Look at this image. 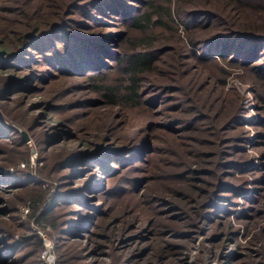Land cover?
<instances>
[{
  "label": "trees",
  "instance_id": "1",
  "mask_svg": "<svg viewBox=\"0 0 264 264\" xmlns=\"http://www.w3.org/2000/svg\"><path fill=\"white\" fill-rule=\"evenodd\" d=\"M131 2L0 0V59L15 67L45 66L39 70L43 81L49 82L55 104L66 107L62 120L81 143L65 146L61 134H46L42 141L44 152L62 146L53 153L54 180L60 181L56 173L71 165L79 169L67 175L83 181L79 187L55 185L50 209L38 219L51 226V234L70 242L60 249L58 264L82 259L76 235L91 243L99 263L109 256L111 264H185L193 229L202 231L205 221L227 213L224 205L242 192L229 180L237 159L228 145L235 129L243 127L244 98L226 88L229 73L221 68L241 70L237 78L264 113V0H145L139 14L126 11ZM31 50L40 59L25 58ZM208 63L217 65L221 75ZM111 71L117 73L113 85ZM62 75L83 87L73 91L100 93L109 108L119 110L122 126L109 112L60 101L72 93ZM148 87L168 91V99L156 101ZM139 108L148 113L133 116ZM45 201L44 194L33 200L32 214ZM215 222L232 227L219 215ZM141 229L151 233L141 254L125 256L117 250L125 232ZM6 230L0 225L1 253L7 254L1 264H42L34 258L42 248L39 236L15 239ZM19 246L27 253L19 254ZM263 246L244 264H264Z\"/></svg>",
  "mask_w": 264,
  "mask_h": 264
},
{
  "label": "rangeland",
  "instance_id": "2",
  "mask_svg": "<svg viewBox=\"0 0 264 264\" xmlns=\"http://www.w3.org/2000/svg\"><path fill=\"white\" fill-rule=\"evenodd\" d=\"M144 3L145 0H132L126 11L139 14L145 7ZM82 10L85 11L84 15L88 13L85 9ZM117 19L123 18L118 17ZM203 22L202 19L200 23ZM78 29L81 30L82 28L78 27ZM114 31L120 33L121 29L117 28ZM58 43L63 44V41ZM161 51L165 60L167 58L169 60L170 54L168 56L166 50ZM30 55L32 58L38 57L33 60H38L41 56L35 50H31L24 57L28 58ZM0 61V181L3 179L0 183L3 186H8L5 190H2L3 186H0V225L8 228L9 230L6 231H10L15 239H20L22 235H24L22 237L30 239L34 235L39 236L42 240V248L36 252L34 258H38L42 264H58L60 249L69 247L70 242L66 236L57 238L55 233L51 234V226L45 221L40 222L38 219L51 205L54 191H56L55 185L62 182L61 186L79 187L83 181L80 178L72 180L67 175L68 171L76 172L79 169V166L71 165L56 173L57 177L60 176V181L54 180L52 177L54 171L51 169L53 160H55L53 153L59 152L62 146L57 144L52 146L53 148L48 152H44L42 141L46 134L50 136L61 134L64 137L65 146L81 143H78V139L73 138L74 131L70 129L71 126L67 127L64 124L65 120H62L66 107L55 104V100L51 98L52 92L49 88V82L43 81L45 74L39 70L45 69V66L43 64L36 66L33 63V66L29 64L28 66L15 67L10 65L8 60L5 62L3 58ZM109 63L112 62L109 60ZM18 65H22V63H18ZM207 66L221 75L217 65L208 63ZM193 67L195 68L196 64ZM221 69L229 73L226 77V88L236 89L244 98L243 127L235 129L234 136L228 145V147L234 148L232 151L236 153L237 159L233 168H230L231 173H235L234 179L229 180L235 181L236 188L242 192L231 196L232 204L227 203V201H220L227 203L224 207L222 206L227 213L225 210H222L221 213L216 212L222 221L231 223L232 227L229 230L225 227L216 226L217 216H212V220L205 221L202 231H198V228L193 229L195 232L191 236L192 239L189 238L191 247L184 255L185 264H244L248 254L260 249L264 244V212H260L261 208L264 210V113L253 98V93L248 92L249 88H246L237 78V74L241 70L228 66H223ZM112 71L114 70L112 69ZM112 71L108 78L110 79L109 83L113 85L117 73ZM57 78L56 76L50 81L52 82ZM64 79H67L72 86V93L60 97V101H74L73 106L83 105L97 113L107 112L108 114L109 112L110 116L112 115L113 119L116 120L115 124L120 123L122 126L124 120L119 114V110L109 108L100 93L93 92L92 88L81 92L73 91L83 87H76L75 85L79 83L76 84L67 75L61 76V81ZM80 79L81 77H77V81ZM4 87H6L5 92L3 91ZM150 89L152 88L148 87V90ZM150 94L157 95L156 101L157 99H168V91L166 92V90L158 91L153 88ZM166 105H168V101ZM147 113L139 108L137 113H133V116L139 117V115ZM58 124H62V126ZM120 129L124 128L120 127ZM19 136L21 141H19ZM164 139L168 140V135L164 136ZM11 180L14 181L13 184H8ZM41 194H44L47 202L40 203L37 211L32 214V202ZM221 195L227 197L228 192H222ZM73 205L76 207V204ZM68 207L66 206L64 209H68ZM165 209L168 211V208ZM30 213L31 216L29 217ZM140 231L142 233L138 231L125 232L122 235L124 241H122L123 239L119 241L117 250L122 251L125 256L133 253L137 255L138 252L141 254L147 247V239L151 233L143 229ZM2 237L3 235L0 233V238ZM75 238L81 243L79 247L83 259L78 260V264H111L109 256H104L99 263L100 256L93 252L91 243H84L85 239L80 235H76ZM130 240L132 241L130 242ZM256 241L259 242L254 245ZM2 247L0 244V264L5 261L7 255L1 253ZM23 247L25 246L18 247L19 254L27 253ZM178 250L170 249V251L175 252H179ZM263 250L264 246L261 251L264 252ZM69 251L71 254L74 253L71 248ZM231 253H233L232 259L228 257ZM9 259L12 260L13 257ZM177 263L181 264V261ZM121 264H129V262L122 260Z\"/></svg>",
  "mask_w": 264,
  "mask_h": 264
}]
</instances>
